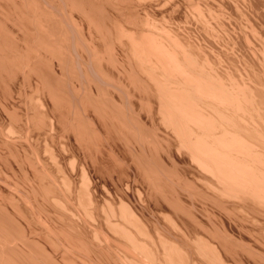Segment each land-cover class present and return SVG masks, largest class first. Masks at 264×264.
Listing matches in <instances>:
<instances>
[{"label":"rangeland","instance_id":"rangeland-1","mask_svg":"<svg viewBox=\"0 0 264 264\" xmlns=\"http://www.w3.org/2000/svg\"><path fill=\"white\" fill-rule=\"evenodd\" d=\"M263 241L264 0H0V264Z\"/></svg>","mask_w":264,"mask_h":264},{"label":"bare ground","instance_id":"bare-ground-1","mask_svg":"<svg viewBox=\"0 0 264 264\" xmlns=\"http://www.w3.org/2000/svg\"><path fill=\"white\" fill-rule=\"evenodd\" d=\"M203 72V71H202ZM190 83V82H189ZM206 120V119H205ZM203 125V124H202ZM216 126V125H215ZM48 129V128H47ZM207 129H209V128H207ZM206 130V129H205ZM214 130V129H213ZM49 131V130H48ZM209 131V130H208ZM212 132V131H211ZM210 132V133H211ZM209 133V134H210ZM217 135V134H216ZM206 136V135H205ZM208 136V135H207ZM197 138H198V136H197ZM205 138V137H204ZM213 138V137H212ZM216 138V137H215ZM207 140H208V138H207ZM211 141V140H210ZM214 141V140H213ZM200 142V141H199ZM195 143V142H194ZM197 143V142H196ZM213 143V142H212ZM187 144H189V143H187ZM201 144H202V142H201ZM201 146V145H200ZM214 146V145H213ZM199 147V146H198ZM211 147V146H210ZM191 148V147H190ZM196 148V147H195ZM205 149V148H204ZM209 149V148H208ZM249 151V150H248ZM209 152V151H208ZM220 152V151H219ZM209 153H211V152H209ZM213 153V152H212ZM215 155V154H214ZM202 156V155H201ZM210 156V155H209ZM258 156V155H257ZM217 157H219V156H217ZM248 157V156H247ZM212 158V157H211ZM246 158V157H245ZM210 159V158H209ZM199 161V160H198ZM222 161V160H221ZM220 161V162H221ZM250 161V160H249ZM207 162H209V161H207ZM255 163V162H254ZM91 164V163H90ZM262 164V163H261ZM260 166V165H259ZM228 172V171H227ZM253 172V171H252ZM220 181V180H219ZM220 184V183H219ZM110 187V186H109ZM261 187V186H260ZM74 189V188H73ZM240 197H242V196H240ZM48 198V197H47ZM248 198V197H247ZM61 200V199H60ZM224 200V199H223ZM251 200V199H250ZM254 200V199H253ZM238 201V200H237ZM52 204V203H51ZM54 207V206H53ZM113 207V206H112ZM93 210V209H92ZM196 211V210H195ZM26 215V214H25ZM228 216V215H227ZM233 216V215H232ZM70 217V216H69ZM70 218H72V217H70ZM85 218V217H84ZM43 220V219H42ZM140 220V219H139ZM231 220V219H230ZM242 220V219H241ZM217 223V222H216ZM256 223V222H255ZM78 224V223H77ZM233 224V223H232ZM78 228V227H77ZM84 228V227H83ZM204 228V227H203ZM32 229V228H31ZM80 229V228H79ZM82 232V231H81ZM263 232V231H262ZM248 233V232H247ZM79 235V234H78ZM160 235V234H159ZM263 236V235H262ZM202 237V236H201ZM59 241V240H58ZM40 242V241H39ZM264 242V241H263ZM57 243V242H56ZM257 243V242H256ZM62 250V249H61ZM59 251V250H58ZM56 252V251H55ZM209 252V251H208ZM218 257V256H217ZM249 257V256H248ZM222 258V257H221ZM219 259V258H218ZM223 261V260H222Z\"/></svg>","mask_w":264,"mask_h":264}]
</instances>
